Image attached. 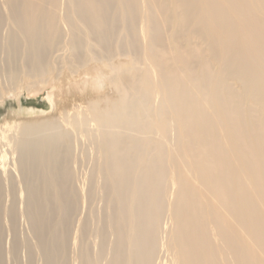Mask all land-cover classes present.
<instances>
[{
	"label": "bare ground",
	"instance_id": "obj_1",
	"mask_svg": "<svg viewBox=\"0 0 264 264\" xmlns=\"http://www.w3.org/2000/svg\"><path fill=\"white\" fill-rule=\"evenodd\" d=\"M3 51L116 95L0 127V264H264V0H0Z\"/></svg>",
	"mask_w": 264,
	"mask_h": 264
},
{
	"label": "rangeland",
	"instance_id": "obj_2",
	"mask_svg": "<svg viewBox=\"0 0 264 264\" xmlns=\"http://www.w3.org/2000/svg\"><path fill=\"white\" fill-rule=\"evenodd\" d=\"M6 30L2 32L5 34L3 36V40L6 39L7 31L9 30V26H5ZM8 27V29H7ZM10 31V30H9ZM6 32V33H5ZM2 38V37H1ZM5 38V39H4ZM5 42V41H4ZM4 44V43H3ZM4 51L1 53L0 56V95H2V98H0V127H3L6 124H10L11 126H15V128H19L22 126V124H33L38 123L44 120H54L58 121L60 118L61 113L64 111V108L68 106V104H72L73 102H83L84 104H87L89 101H95V100H102L105 99L107 96L111 97L112 99L115 98V93H113L110 88V84H106L104 87V90L102 93H94L95 95L91 98H88V92L89 89V83L87 84V78L85 76H82L79 79V83L76 86H73L67 90L66 86L61 91L56 93L55 97V105H51L48 100V92L52 91V86L49 84L46 87V90L40 91V89H34L31 92L28 90L29 87L26 85L27 83L25 81H22L20 83L21 87L18 88L17 93H8L7 89L4 87V83H8V78L6 77V71H5V63H4ZM95 70V71H94ZM3 74H2V72ZM93 73H96V69H93ZM5 78V79H4ZM7 78V79H6ZM3 81V83H2ZM88 86V87H87ZM42 87V86H41ZM85 87V88H83ZM85 91V92H83ZM10 94V96H9ZM78 95V96H77ZM87 96V97H86ZM62 97H66V99L70 98L69 102L64 101ZM80 97V98H79ZM85 99V100H84ZM158 102V99L154 101V104ZM67 104V105H66ZM53 107V109H52ZM56 109V110H55ZM54 110V111H53ZM31 111H37L36 114H31ZM30 112V113H28ZM31 114V115H30ZM33 115V116H32ZM3 125V126H2ZM15 130V129H14ZM14 131L9 132V136L12 137ZM6 149V148H5ZM88 173V172H87ZM21 185L18 184V187ZM20 192V189L18 190ZM11 200V199H10ZM8 200V201H10ZM23 200V199H21ZM23 202V201H21ZM99 206V204H98ZM99 208H102V204H100ZM24 224V223H23ZM28 232V231H27ZM30 236V234L28 235ZM87 240V239H86ZM88 242V241H86ZM89 244V242H88ZM40 263V262H39ZM12 264V262H11ZM16 264V263H14ZM18 264H28V261L25 257H21Z\"/></svg>",
	"mask_w": 264,
	"mask_h": 264
}]
</instances>
